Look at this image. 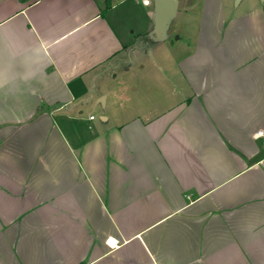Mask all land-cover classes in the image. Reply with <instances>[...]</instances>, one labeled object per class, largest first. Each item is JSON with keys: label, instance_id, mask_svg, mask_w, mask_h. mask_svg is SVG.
<instances>
[{"label": "crops", "instance_id": "1", "mask_svg": "<svg viewBox=\"0 0 264 264\" xmlns=\"http://www.w3.org/2000/svg\"><path fill=\"white\" fill-rule=\"evenodd\" d=\"M149 1L0 0L44 69L0 94V264H264V0H204L181 88L138 101L111 81Z\"/></svg>", "mask_w": 264, "mask_h": 264}, {"label": "rangeland", "instance_id": "2", "mask_svg": "<svg viewBox=\"0 0 264 264\" xmlns=\"http://www.w3.org/2000/svg\"><path fill=\"white\" fill-rule=\"evenodd\" d=\"M179 1L178 14L173 19L168 30L169 39L165 41L136 40L130 51V61L128 63L126 61L123 62L125 67L132 66V70L126 72V74L124 71V74H122L123 69L120 70L119 68L116 72L118 75L117 79L111 81L113 85L125 86L126 89L137 88L135 96L138 101L140 99L143 100L144 95L153 98L160 86L163 89L181 88L182 80L178 73L176 62L186 54L187 49L183 47L185 41H192L196 38L204 0ZM237 1L223 0L226 17L242 13L249 7L247 0H243L240 6H236ZM193 3H195L193 10H188V12L184 10L185 6H190ZM130 11L132 14L135 13V16L132 15L130 19V23L133 26L137 27V25H140L143 29H149L152 19L143 16L139 10L130 9ZM154 38L155 36H151V39ZM160 78H163V80ZM100 106L102 108L101 104Z\"/></svg>", "mask_w": 264, "mask_h": 264}, {"label": "clouds", "instance_id": "3", "mask_svg": "<svg viewBox=\"0 0 264 264\" xmlns=\"http://www.w3.org/2000/svg\"><path fill=\"white\" fill-rule=\"evenodd\" d=\"M17 60L22 71L17 70ZM43 66L36 56L25 54L22 50L5 53L0 47V94H14L26 90L36 95L37 89L33 86L43 81Z\"/></svg>", "mask_w": 264, "mask_h": 264}, {"label": "water", "instance_id": "4", "mask_svg": "<svg viewBox=\"0 0 264 264\" xmlns=\"http://www.w3.org/2000/svg\"><path fill=\"white\" fill-rule=\"evenodd\" d=\"M262 1V0H260ZM177 0H153V29L150 36H155L156 41L169 39L168 30L177 13ZM104 100L100 101L103 105Z\"/></svg>", "mask_w": 264, "mask_h": 264}, {"label": "built area", "instance_id": "5", "mask_svg": "<svg viewBox=\"0 0 264 264\" xmlns=\"http://www.w3.org/2000/svg\"><path fill=\"white\" fill-rule=\"evenodd\" d=\"M142 4L145 6H148L150 4V1L147 0V2H146V0H142ZM90 119H93V117H90ZM258 134H260V133H258Z\"/></svg>", "mask_w": 264, "mask_h": 264}, {"label": "snow or ice", "instance_id": "6", "mask_svg": "<svg viewBox=\"0 0 264 264\" xmlns=\"http://www.w3.org/2000/svg\"><path fill=\"white\" fill-rule=\"evenodd\" d=\"M146 2H147V0H146ZM108 243H109L110 245H114L115 242H114L112 239H109V240H108Z\"/></svg>", "mask_w": 264, "mask_h": 264}]
</instances>
